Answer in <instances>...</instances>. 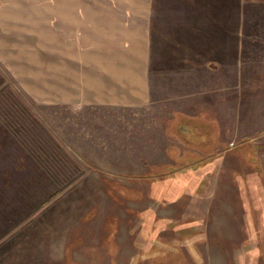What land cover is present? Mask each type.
I'll use <instances>...</instances> for the list:
<instances>
[{
  "label": "rangeland",
  "instance_id": "374dc122",
  "mask_svg": "<svg viewBox=\"0 0 264 264\" xmlns=\"http://www.w3.org/2000/svg\"><path fill=\"white\" fill-rule=\"evenodd\" d=\"M195 3L171 0L164 9L184 16ZM59 4L0 0V94L16 93L71 162L50 177L0 122V264H264V0L210 2L221 25H239L245 73L237 78L229 66V121L255 123L225 127L206 110L174 113L180 104L51 101L44 49L34 46L44 44L42 21ZM165 68L157 81L164 101L204 83L196 67ZM254 71L251 113L248 89L234 92Z\"/></svg>",
  "mask_w": 264,
  "mask_h": 264
},
{
  "label": "crops",
  "instance_id": "0c3cea01",
  "mask_svg": "<svg viewBox=\"0 0 264 264\" xmlns=\"http://www.w3.org/2000/svg\"><path fill=\"white\" fill-rule=\"evenodd\" d=\"M170 1L60 0L59 9L47 10L42 21L44 44L34 46L44 49L43 63L48 66L45 95L50 96L51 101L53 97H60L65 103L131 110L180 104L174 113L194 116L199 110H206L222 127L225 124H255L247 122L250 118L232 122L228 118L229 66H237L231 69V75L237 78L245 73L239 67V25L227 28L221 25L217 21L219 10L210 5L212 0H201L200 4V0H193L195 10L185 11L184 16L179 10L169 14L164 9V4ZM29 14L26 12L22 16ZM31 48L30 44L22 47L24 51L28 49V55L33 52ZM26 58L22 60L28 64ZM53 63L59 64V68L54 70ZM166 66L170 68H165L167 74H183L196 67V81L204 83L192 91L173 92L164 101L165 89L159 87L157 81L164 75L162 67ZM198 73L203 77H198ZM252 75L246 88L234 94L242 96L248 89L246 95L254 98L251 113H256L253 83L256 72ZM216 80L221 86L218 92ZM200 90L203 91L198 92ZM201 97L209 99L196 110L197 105L193 104H199Z\"/></svg>",
  "mask_w": 264,
  "mask_h": 264
},
{
  "label": "trees",
  "instance_id": "16d2710c",
  "mask_svg": "<svg viewBox=\"0 0 264 264\" xmlns=\"http://www.w3.org/2000/svg\"><path fill=\"white\" fill-rule=\"evenodd\" d=\"M0 121L27 154L50 177H58L54 174V170L58 166L71 165L70 159L63 152L62 147L46 134L36 115L23 104L13 91L5 90L0 94ZM178 132L181 133L182 130L179 129ZM167 170H171L169 166Z\"/></svg>",
  "mask_w": 264,
  "mask_h": 264
}]
</instances>
